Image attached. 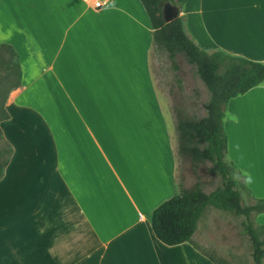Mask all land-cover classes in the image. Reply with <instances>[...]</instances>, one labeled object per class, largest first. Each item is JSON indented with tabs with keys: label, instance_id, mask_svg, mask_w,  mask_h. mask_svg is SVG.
Returning a JSON list of instances; mask_svg holds the SVG:
<instances>
[{
	"label": "crops",
	"instance_id": "obj_1",
	"mask_svg": "<svg viewBox=\"0 0 264 264\" xmlns=\"http://www.w3.org/2000/svg\"><path fill=\"white\" fill-rule=\"evenodd\" d=\"M96 1L0 0V45L21 67L0 124L15 147L0 181V264H219L154 234L153 211L180 190L158 46L140 0ZM180 17L205 51L264 63V0H188ZM232 100L234 135L264 112V84Z\"/></svg>",
	"mask_w": 264,
	"mask_h": 264
},
{
	"label": "trees",
	"instance_id": "obj_2",
	"mask_svg": "<svg viewBox=\"0 0 264 264\" xmlns=\"http://www.w3.org/2000/svg\"><path fill=\"white\" fill-rule=\"evenodd\" d=\"M187 1L140 0L150 18L154 45L168 53L176 70L179 69L177 56L183 54L188 62L196 67L197 75L211 96L204 106L206 117L190 120L184 118L183 113H178L176 130L179 153L192 162L195 173L199 164L206 161L211 163L210 173L219 174L223 185L210 194L203 191L200 182L191 189H180L175 196L153 211L152 229L156 238L167 246L190 243L199 249L193 237L207 210L215 208L234 213L245 218L242 224L243 233L250 238L254 264H264V226L254 221V215L264 214V199L257 200L250 206L243 205L238 182L232 177L233 167L225 162L228 136L224 128L228 103L264 84V63L254 62L225 50L212 53L205 51L186 34L181 17L166 24L161 14L162 6L170 3L181 8ZM0 47L10 51L13 60L7 63V68L16 79V85L1 102V124L9 119L5 103L9 93L21 84V67L17 54L11 47ZM0 140L1 180L12 160L14 149L5 139L1 127ZM240 189H246L250 194L245 185H240Z\"/></svg>",
	"mask_w": 264,
	"mask_h": 264
},
{
	"label": "rangeland",
	"instance_id": "obj_3",
	"mask_svg": "<svg viewBox=\"0 0 264 264\" xmlns=\"http://www.w3.org/2000/svg\"><path fill=\"white\" fill-rule=\"evenodd\" d=\"M12 60L10 51L0 47V117L1 102L8 91L16 85L15 76L7 68V63ZM177 65L178 70L175 69L166 51L158 48L152 52V71L158 79V87L172 106V110L167 112L173 123L174 137L176 135L179 188L191 189L200 182L203 191L210 194L222 187L223 180L219 174L210 173L212 164L207 161L199 164L197 173L194 172L192 162L179 153L176 125L179 112L190 120L206 117L207 111L204 106L211 96L197 75L196 67L191 65L183 54L177 56ZM231 102L233 100L228 103L224 121L227 136L231 134ZM258 113L259 119L251 120L249 126L239 129L237 134H231V147L228 148L226 156L228 159L225 158L227 165L233 167L232 177L238 182L244 206L253 205L257 200L264 199V126L261 127L264 119L261 116H264V112ZM12 147L15 151V147ZM235 150L242 156L238 164L231 158V153ZM28 175L34 176L31 171ZM240 185H245L250 194L246 189H240ZM201 221L199 235L194 242L201 251L215 257L219 264H254L250 238L243 233L244 217L210 208ZM254 221L264 226V214L254 215Z\"/></svg>",
	"mask_w": 264,
	"mask_h": 264
},
{
	"label": "water",
	"instance_id": "obj_4",
	"mask_svg": "<svg viewBox=\"0 0 264 264\" xmlns=\"http://www.w3.org/2000/svg\"><path fill=\"white\" fill-rule=\"evenodd\" d=\"M161 14L166 24L180 17V7L170 3H165L161 8Z\"/></svg>",
	"mask_w": 264,
	"mask_h": 264
},
{
	"label": "built area",
	"instance_id": "obj_5",
	"mask_svg": "<svg viewBox=\"0 0 264 264\" xmlns=\"http://www.w3.org/2000/svg\"><path fill=\"white\" fill-rule=\"evenodd\" d=\"M104 6V3L101 0H98L95 2V8H102Z\"/></svg>",
	"mask_w": 264,
	"mask_h": 264
}]
</instances>
